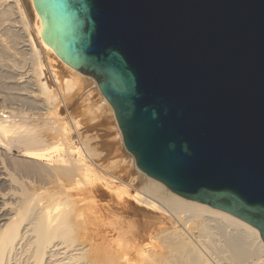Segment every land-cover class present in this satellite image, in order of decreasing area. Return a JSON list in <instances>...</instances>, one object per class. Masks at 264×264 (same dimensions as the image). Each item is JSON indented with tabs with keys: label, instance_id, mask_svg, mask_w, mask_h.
Instances as JSON below:
<instances>
[{
	"label": "water",
	"instance_id": "95a60500",
	"mask_svg": "<svg viewBox=\"0 0 264 264\" xmlns=\"http://www.w3.org/2000/svg\"><path fill=\"white\" fill-rule=\"evenodd\" d=\"M145 174L264 241V0H33Z\"/></svg>",
	"mask_w": 264,
	"mask_h": 264
},
{
	"label": "bare ground",
	"instance_id": "6f19581e",
	"mask_svg": "<svg viewBox=\"0 0 264 264\" xmlns=\"http://www.w3.org/2000/svg\"><path fill=\"white\" fill-rule=\"evenodd\" d=\"M40 23L41 15L33 0H0V86L14 87L15 91L11 89L13 93H9V98L34 110L25 116L20 111L16 112L17 115L9 109L8 116L0 109V182L8 181L7 169L12 167L20 171L16 172H23L32 178L34 182L29 187L36 184L32 189L21 184L23 188L19 187V195L14 197L16 201L8 189L5 193L0 192V264L12 262L11 258L16 256L14 251L19 252L15 246L22 240L24 244L20 250L24 251L22 254L27 253L22 264H250L256 256L261 258L258 263L264 264V241L256 227L229 212L172 192L141 171L134 155L129 162L121 161L125 168L135 166L147 176L140 188L142 196L146 195L148 199L135 192L132 197L138 205L155 207L164 216L162 220L139 225L129 224L125 220L126 215L111 218L115 203L112 202L115 195L112 196L111 192L115 191L116 198L121 193L118 190L121 187H114L112 179H105L95 170L92 163L98 158V153L89 144V139L79 136L83 148L69 143L66 122L55 121L54 115L53 118L48 116L50 110L57 114L59 101V95L48 82L49 77H52L59 92L62 89L64 99L65 93L77 87L81 72L64 61L42 38ZM55 65L67 72V76H62L60 80L63 85H60L56 75ZM47 72L50 73L47 75ZM96 87L100 109L109 108L115 120L111 126L115 133L113 138H118L127 150L113 108L100 91L98 82ZM43 111L50 113L46 116ZM3 115L8 118H3ZM73 125L77 126L76 120ZM104 168L105 165L101 169ZM10 177L16 180L15 176ZM25 183L28 186L30 182ZM39 190L45 194L41 196ZM79 191H85L92 197L100 194L101 199L108 198L97 203L89 196L87 198L91 199L83 202L84 198L78 197ZM10 198L14 203L7 201ZM116 204H120L118 210L128 208L126 199L116 201ZM26 212L30 213L26 221L20 219ZM90 217L95 219L91 218L94 223L97 221L95 226ZM163 218L171 226L163 222ZM87 219L91 221L90 227ZM122 223L126 226L119 227ZM176 223L181 225L182 230L181 227L180 231L175 229ZM80 228L85 230V236L83 233L81 237L78 235ZM113 232L118 237L123 235L125 250L120 249L119 244L116 246L114 243L113 247ZM75 235L82 239L85 237V241H79L84 243H75ZM156 238H160L158 243L161 245L156 243L159 247L151 241ZM15 241L17 244H14Z\"/></svg>",
	"mask_w": 264,
	"mask_h": 264
},
{
	"label": "rangeland",
	"instance_id": "374dc122",
	"mask_svg": "<svg viewBox=\"0 0 264 264\" xmlns=\"http://www.w3.org/2000/svg\"><path fill=\"white\" fill-rule=\"evenodd\" d=\"M55 67L57 68L55 70L56 75L58 77L59 82H61L60 80H62V76H67V72L64 69H62L59 66H57V65H55ZM49 73L50 72H47V75ZM48 82L49 83L50 82L52 83L53 88L55 89V91L59 95V101L60 102L58 101L57 114H55L54 112H52L50 110L51 113L48 112V111L47 112L43 111L44 112V115L47 116V114L50 113V114H48V116L52 117L54 115L53 117H54L55 121H57V120L59 121L60 120L61 122H63V121L66 122V124L68 125V133H69L68 134V142L69 143L74 144V145H77V146H80V147L83 148V145H82L83 142L80 143L81 140H80L79 136L83 137V139H85V138L89 139V144L92 146V148L95 151V153H98V155H97L98 158L96 157V159L94 160V163H92V165L95 167V170L98 173H100L101 176L103 175L102 177H104L105 179L106 178L108 180H111L112 179L111 181L113 182V186L114 187H116V186L117 187L118 186L121 187V188H118V190L121 192L118 195L119 199H118V197L115 198V196H117L116 193H115V191L114 192H111L112 196L115 195L114 197L111 196L114 199V201L112 199V202L113 203L115 202L113 204L114 207H113L112 210L113 211H116L115 213H113V211H112L111 218H112V216H114L115 219H116V218H118V216H123V215L125 216L126 215L125 216V218H126L125 220L129 224H132V225H134V224L135 225H139V224H141L143 222H150V221L156 222L157 220H162V217L164 216V214L161 212V210H159V209H157L155 207L152 208V207H148V206L145 207V206H142L140 204L138 205L136 199H134V197H132V195L134 194V192H135V194L137 193L136 195H139L140 197L143 195V191L141 190L142 188H140V187L144 183V181H146L147 176L144 173H141L140 171H138L137 169H135L134 168L135 166L130 165V168L127 167L128 169L124 167V164H123L124 161L128 160V162H129V159L131 161L133 159L132 158L133 157V154L124 149V147L121 145V143H119L120 141H119L118 138H113V135L115 133H114V129H112L111 126L115 124V122H114L115 120H114V118L112 116V112L109 110V108L103 107V109H100V107H99V98L100 97H99V93H98V90H97V87H96L97 80L95 79V77L93 75H91V74H87V73L81 72V75H79V77H78L77 87H75V88L73 87V89L70 90L67 93L64 92L65 93V95L63 94L64 95V99H62L63 96H61L62 95V89H61L62 86L59 87V89H61V92H59L58 89H56V87H55L56 84L52 80V77H49V81ZM60 85H63L62 82H61ZM9 87H5L7 89V90H5L6 91L5 92L4 91V89H5L4 86H0V109H1V111H4L3 114L9 116V112H7V110L12 109V110H14L15 113L16 112L19 113V111H20L22 114L23 113H24V115L26 114L25 116L30 115L34 110H31L30 108H27L28 106L26 107L25 104L23 105L21 103H18V101H16V100H13L12 101V98H9V95L11 93H13L12 90L15 91L14 87H12V86H9ZM2 88H3V90H1ZM8 89H9V91H8ZM78 95H80V96L77 97ZM27 112L29 114H27ZM41 112H36V113H38V115H41L42 114ZM18 113H16V114L18 115ZM109 113H110V115H109ZM4 115H3V118H8V117H5ZM57 116L60 119L57 118ZM16 118H18V117H16ZM74 120L77 121V126H74L73 125V121ZM121 160L122 161L124 160L123 163H122ZM111 163H114V164H111ZM104 165L106 166V168L108 167L107 168L108 170L106 168H104V170L101 169L102 167H104ZM16 171H18V170L12 169V167H10V169L8 168L7 169L8 181H3L5 183L0 182V192L2 191L1 193H3V192L5 193V191L8 189V191H10L12 194H14L13 195V200L14 201H16V199L14 197L19 195V192H20L19 191L20 190L19 187H22L23 188V186L25 185L29 189H32L33 188V185L35 184L34 183L33 185H31L32 187L30 186L31 187L30 188L29 185L32 184L31 182H34L32 180V178L29 177V176H26L25 174H22L23 172L18 173L20 171H18V172H16ZM138 173H140V174H138ZM21 175H23L22 178H21ZM10 176H15L16 177L15 178L16 180L13 181L14 180V177H10ZM19 176H20V178H19ZM17 177H18L19 181H18ZM115 177H119L120 179L119 178L117 179ZM9 178H13V180H11ZM21 179L23 181L27 182V183H28V180H29L30 183L28 184V186ZM9 180H11L10 183H14V182L15 183L16 182L17 183L19 182V183L18 184L17 183L16 184L14 183L15 185L14 184H10V183H8ZM20 180L23 183H21ZM6 182H7V184H6ZM21 184H23V186ZM5 185H9V186L8 187H5ZM17 187H18V189H17ZM11 189H13V190H11ZM41 190H39V191H41ZM79 193H80V196H78V197H81V199L84 198L82 200L83 202H84V200L85 201H88V200L91 199V198L89 199L87 197H89V196L92 197L91 194H88L85 191H83V192L82 191H79ZM79 193H78V195H79ZM139 193H141V194H139ZM15 194H17V195H15ZM41 194H42L41 196H43L45 194V192L44 191H41ZM93 196H95V197H92L91 200H93L95 198V200L97 201V203H99L103 199L105 200V199L108 198V197H104L103 199H101L102 196L100 194H96V195H93ZM123 196H125V197H123ZM128 196H130V197H128ZM142 197L148 199V197L146 195H144ZM122 199H126L128 201V204H127L128 208H125L126 211H125V209H123V210L122 209H119L118 210V208H117L118 205L120 206V204H116V201L118 203L119 200L121 201ZM10 200H11V203H14V201L12 202V199L11 198L8 199L7 201H10ZM105 201H107V200H105ZM117 213H119L121 215H119ZM29 214H30L29 212H26L25 214H23V218L21 217L20 219H25V221H26V219L29 217L28 216ZM114 217H113L112 220H114ZM91 218L92 217H90V219ZM108 218H110V216H108ZM87 220L89 222L88 227H90V225H92V224H90L91 221H89V219H87ZM87 220H86V223L88 224ZM93 220H95V219H93ZM93 220H92V222H93ZM106 220H108V219H106ZM109 220H111V219H109ZM25 221L23 223H25ZM165 221H167V220H165L163 218V222H165ZM96 222L95 223L93 222L94 223V226H95ZM86 223H85V225H86ZM165 223L167 224V222H165ZM176 224H177V226L175 225V229H178L179 231H180V229L182 230L181 225H179L178 223H176ZM167 225H169V223ZM94 226L92 227L93 229H94ZM125 226H126V223H122V224L119 225V227H125ZM169 226H171V225H169ZM179 227H181V228L179 229ZM82 229L80 228V230H78L77 232H80V231L81 232L79 234L78 233H76V234H78L80 236V235H82L81 233H83V235L85 236V232H83L85 230L84 229L82 230ZM86 229H90V228H86ZM79 236L77 237V235H75V237L77 238V240L75 239V243L76 242L81 243V242L85 241V237L82 236L84 238V239H82V238H80L81 236L80 237ZM111 237L113 239L112 240L113 243H111L112 245L114 243H115L116 246H117V244H119L118 247L120 249H122V250H125V245L123 244V241H122L123 240L122 239L123 238V235L120 234L119 235L120 238H119L118 237V234H116V232H113L111 234ZM78 238H79V240H78ZM81 239L83 241L79 242ZM159 240H160V238H156V239H153L151 241H153V244L156 246L158 244L161 245L160 243H158V242H160ZM22 241H20L18 243V245H16V246L14 245L15 246V249H17L19 251V252H17L14 249L16 252L14 251L15 254L13 253V255H16V256L13 257V255H12L13 258H11V261L12 262L15 261V257H16L17 260L19 259L18 261L16 260L15 261L16 263H14V264H17V262H19V264H20L24 259H26V256H27L26 254L27 253L26 254H24V253L22 254V252H24V251H22V248L20 250V247H23V244H24V242L22 244ZM118 241H120V242H118ZM156 243H158V244H156ZM14 244H17V241H15ZM20 245H22V246H20ZM159 245H158V247H159ZM18 247H19V249H18ZM113 247H115V246L113 245ZM203 252H204V250H203ZM16 253H18L19 256ZM21 254H22V256H21ZM24 255H25V257H24ZM46 256L47 255H45V257ZM45 257L43 259V262L45 261ZM12 259H14V260H12ZM260 259H261L260 256H256V258L250 264H259L258 262L261 261ZM12 262H10V264ZM45 263L46 262H44L43 264H45Z\"/></svg>",
	"mask_w": 264,
	"mask_h": 264
}]
</instances>
